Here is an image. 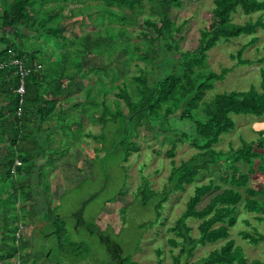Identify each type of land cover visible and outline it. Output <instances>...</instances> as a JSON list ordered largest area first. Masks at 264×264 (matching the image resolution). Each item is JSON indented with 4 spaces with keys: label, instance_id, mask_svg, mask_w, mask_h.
<instances>
[{
    "label": "trees",
    "instance_id": "1",
    "mask_svg": "<svg viewBox=\"0 0 264 264\" xmlns=\"http://www.w3.org/2000/svg\"><path fill=\"white\" fill-rule=\"evenodd\" d=\"M87 1L107 6L105 13L108 19L123 26L128 24V18L123 14H114L111 7L135 14L142 13L144 8L149 11V16L143 19V26L151 29L152 35L140 32L137 35L139 42L132 48L137 54L136 59L144 66H151L150 71L132 77L131 89L128 85L118 88L116 100H113L114 109L111 110L102 102L101 114L97 120L94 119L100 122L102 129L111 124L114 135L111 152L119 154L121 163H125L130 155L139 151L136 143L132 142V139L138 137L139 129L144 130L152 139L163 134L164 140L171 144L166 154L171 166L167 185L160 193H153L142 182L137 190L142 207L153 204L157 221L162 205L171 195L193 185L199 175L208 172L211 166L220 163L226 165L219 177L221 184L216 185L210 181L207 185L195 187L185 211L168 229L173 237L168 240L169 245L173 249L178 248L172 263L189 264L197 247L224 242L219 249L192 264H264L257 260L247 263L241 249L229 240V230L236 224L237 206L243 199L239 190H243V194L247 196L243 204L246 212L264 210V191L251 182L255 175L253 161L261 160L259 171L264 166L261 154L264 150V132L259 133V138L254 142H242L235 151L216 152L213 148L222 135L234 129L231 116H264V71H259L258 90L214 94L210 99H207V93L213 90L215 82L223 81L228 71L223 69L219 74L203 71L207 53L219 43L255 35L258 29L264 30V23L260 18L243 25L232 23V16L238 13L244 16L264 13V0H212L210 20L199 32L198 46L185 52L179 51V44L175 40V35L181 32L185 24L175 26L171 18V11L180 8L182 0H0V65L3 66L0 68V100L3 103L0 107V151L3 149L0 180L10 187L15 204L19 197L22 198L23 204L19 206V210L14 208L15 222L21 224L19 221L24 217L22 213L26 209L27 217L32 220L43 219V215H46L37 212L35 198L27 189H30V180L37 181L44 167H52L59 157L58 146L52 147L55 142L52 136L56 134V130L65 127L71 136L75 133L74 130H80L82 124L68 118V109L80 108L84 102L70 104L66 106L67 109L62 105V94L74 87L75 77L81 72L84 57L91 49L99 50L104 40L93 42L86 36L83 43L76 42L77 51L64 48L58 58L50 60L46 65L42 54L28 46L34 44L35 40L43 39L47 44L58 41L57 45L62 48L60 44L65 41V27L60 21L63 18L69 19L68 24L72 29L91 26V14L76 17L70 11L67 17L62 15L67 5H79ZM50 4L55 6L45 8ZM99 19L102 20L103 16L100 15ZM111 31H106L105 39L109 41L107 47H118L120 53L130 54L127 50L130 46L127 31L124 28ZM246 47L247 45L238 50L235 56H230V59L236 60L237 66H253L264 62V58L257 61L243 60L242 54ZM12 61L19 62L27 74L23 78L22 96L16 93L20 77L17 67L9 65ZM116 79H112L113 82ZM88 92L89 90L87 95ZM123 107L126 113L123 112ZM67 120L70 123L67 124ZM183 124L189 125L187 131L179 128ZM86 136L102 143L99 151L105 149L104 135L97 138L90 134ZM184 142L196 154L175 166L172 160L174 150L178 143ZM39 158L44 159L45 166L36 168L35 162ZM15 159L20 161L21 167L16 169L13 177L10 169ZM239 162L248 167L246 174L235 166ZM208 196H211L208 204L198 210V205ZM256 197L262 198V202ZM47 207L49 209L48 205ZM46 213L45 221L48 222L51 210ZM80 216L75 214L76 218ZM55 219L59 218L55 216ZM9 220L0 215V262L13 258L20 264H35L38 257H42L44 262L49 260L50 254L47 252L37 257L26 252L24 249L27 242L24 243L18 230L10 231ZM188 220L199 222L197 239L190 236L191 230L186 224ZM153 224L151 222L149 226ZM58 230L61 231V226ZM88 233L105 249L108 264H131L130 259L119 258L120 247L110 239L107 232H102L98 226L93 225ZM242 238L250 244L264 242V236L257 234L254 237L242 235ZM60 247L59 244V252Z\"/></svg>",
    "mask_w": 264,
    "mask_h": 264
},
{
    "label": "rangeland",
    "instance_id": "2",
    "mask_svg": "<svg viewBox=\"0 0 264 264\" xmlns=\"http://www.w3.org/2000/svg\"><path fill=\"white\" fill-rule=\"evenodd\" d=\"M182 1L180 8L171 11V18L175 26L185 24L181 32L175 35L179 51L185 52L192 51L198 46L199 32L210 20L213 4L212 0ZM54 6L55 4H50L45 8ZM106 9L107 6L96 1H87L79 5L69 4L63 10V16L67 17L70 11H73L76 17L91 14L92 25L82 29H72L68 24L69 19L63 18L60 21L65 27L63 33L65 41L60 44L62 48L57 45L58 41L47 44L43 39L35 40L34 44L28 46L42 54L46 65L50 60L58 58L64 52V48L77 51V43H83L86 36H89L93 42L104 40L99 50L91 49L84 57L81 72L75 77L74 87L62 94V105L65 107L84 102L80 108L66 107L69 111L68 118L71 117L72 121L82 124L80 130H74L72 136L65 127L56 130V134L52 136H55L52 147L58 146L59 157L52 167L48 169L44 167L45 172H42L37 181L30 180V189H27V192H31L32 197L35 198L37 212L47 215L46 211L51 210L48 222L45 221L46 215H43L45 216L43 219H30L29 216L27 217L28 209H26L22 213L24 217L19 221L21 224H17L13 219L14 208L16 211L19 210V206L23 204L22 198L19 197L15 204L10 187L0 180V215L10 219V231L18 230L21 239L25 244L27 242L24 249L26 252L36 257L46 252L50 254L49 260H46L50 262H43L42 257H38L35 264H73V262L108 264L105 249L88 233V229L93 225L98 226L102 232H107L110 239L120 247V259H130L131 264H157L158 261L160 264H173L172 258L178 253V248L173 249L169 245L168 240L173 237L168 229L185 211L186 203L195 187L207 185L210 181L216 185L221 184L219 177L226 166L223 163L211 166L208 172L199 175L193 185L171 195L162 205L160 218L157 221L154 217L153 204L142 207L141 197L137 196V190L142 182L146 183L147 188L153 193H160L167 185L166 180L171 166L166 154L171 144L164 140L163 134L152 139L144 130L139 129L138 137L132 139L139 151L130 155L125 163H121L119 154L116 151L111 152V142L114 138L111 124H107L102 129L100 122L94 119L101 114L102 102L111 110L114 109L113 100H116L118 88L128 85L131 89L132 77L150 71L151 66H144L136 59L137 54L132 48L139 42L137 35L140 32L152 35V30L143 26V19L149 16V11L144 8L142 13L135 14L111 7L110 10L114 14H123L128 18V24L123 26L111 22L105 13ZM100 15L103 16L102 20L99 19ZM258 18L264 23V13L251 16L238 13L232 16V23L243 25L248 21L255 22ZM121 28L127 31L129 37L130 46L127 50L130 54L127 55L120 53L118 47L108 48L109 41L105 39L107 30ZM245 45L247 47L242 54L243 60L263 59L264 30L258 29L255 35L221 42L207 53L203 71L215 74H219L223 69L228 71L222 82L214 83L213 90L206 95L207 99L214 94L258 90L259 71H264V62L253 66H237L236 60L230 59V56H235L236 52ZM94 70L96 72H93ZM114 78H117L115 82L112 80ZM88 90L89 95H87ZM122 110L126 113L124 107ZM231 119L234 122V129L220 137L218 144L213 147L216 152L235 151L240 148L242 142H254L259 138V133L264 132V116L261 118L231 116ZM183 125L179 128L187 131L189 125ZM88 134L96 138L104 135L105 149L99 151L102 143L86 136ZM0 153H3V149ZM195 154L196 151L186 142L178 143L172 160L175 166H179ZM261 154L264 161V150ZM40 162L37 166L44 164L42 160ZM260 163L261 160L253 161L252 168L255 175L251 178V182L259 190L264 191V166L262 171H259ZM235 166L241 173H247L248 167L243 163L239 162ZM239 191L243 199L237 206L236 224L229 230V240L241 249L247 263L252 260L264 263V242L250 244L242 238V235L264 236V210L256 213L246 212L243 204L247 196L243 194V190ZM210 198L211 196L204 198L198 205V210L203 209ZM256 199L262 202V198L256 197ZM75 214H80V218H76ZM55 216L59 219H55ZM151 222L154 224L149 226ZM186 224L191 230V238L197 239L199 222L188 220ZM60 226L61 231L58 230ZM223 244L224 242H219L197 247L188 263H196ZM12 263L19 261L13 258L0 262V264Z\"/></svg>",
    "mask_w": 264,
    "mask_h": 264
},
{
    "label": "built area",
    "instance_id": "3",
    "mask_svg": "<svg viewBox=\"0 0 264 264\" xmlns=\"http://www.w3.org/2000/svg\"><path fill=\"white\" fill-rule=\"evenodd\" d=\"M9 65H12V66H15L17 67V70H18V74H19V77H20V85H19V88L16 90V93L19 95V96H22L23 93H24V89H23V78L27 75L26 72L24 71V68L23 66L17 62V61H12L10 62ZM3 67L2 65H0V68ZM19 115V113L17 114ZM21 167V163L19 160L15 159L14 162H13V165L10 169V174L14 177L15 176V172H16V169Z\"/></svg>",
    "mask_w": 264,
    "mask_h": 264
},
{
    "label": "crops",
    "instance_id": "4",
    "mask_svg": "<svg viewBox=\"0 0 264 264\" xmlns=\"http://www.w3.org/2000/svg\"><path fill=\"white\" fill-rule=\"evenodd\" d=\"M1 106H3V103H2V100H0V107ZM44 127H46V126H44ZM55 137V136H54ZM5 149V148H4ZM2 159V153H0V160ZM43 161V163L45 164V161H44V159H41V158H39V159H37L36 160V162H35V167L36 168H41V167H43V166H45L44 164H42V165H38L37 166V164H38V162H40V161ZM41 163V162H40ZM48 169V168H47ZM43 172H45V171H43ZM42 174V172L40 173V175ZM34 179H32V181H33ZM36 180V179H35Z\"/></svg>",
    "mask_w": 264,
    "mask_h": 264
},
{
    "label": "flooded vegetation",
    "instance_id": "5",
    "mask_svg": "<svg viewBox=\"0 0 264 264\" xmlns=\"http://www.w3.org/2000/svg\"><path fill=\"white\" fill-rule=\"evenodd\" d=\"M43 262H44V260H43Z\"/></svg>",
    "mask_w": 264,
    "mask_h": 264
}]
</instances>
